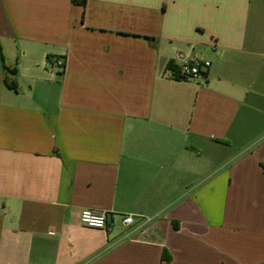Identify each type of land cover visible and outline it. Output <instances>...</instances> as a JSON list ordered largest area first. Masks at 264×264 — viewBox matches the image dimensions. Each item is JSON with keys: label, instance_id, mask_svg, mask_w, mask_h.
Listing matches in <instances>:
<instances>
[{"label": "crops", "instance_id": "0c3cea01", "mask_svg": "<svg viewBox=\"0 0 264 264\" xmlns=\"http://www.w3.org/2000/svg\"><path fill=\"white\" fill-rule=\"evenodd\" d=\"M0 264H264V0H0Z\"/></svg>", "mask_w": 264, "mask_h": 264}, {"label": "built area", "instance_id": "2783aa9c", "mask_svg": "<svg viewBox=\"0 0 264 264\" xmlns=\"http://www.w3.org/2000/svg\"><path fill=\"white\" fill-rule=\"evenodd\" d=\"M54 64L61 69L66 67L65 61L62 59L55 60ZM210 66V61L201 59H196L193 61H182L178 66V70L173 72L172 78L203 80L207 77ZM80 222L82 225L89 228L108 231L112 230V226L108 222L107 212H94L92 210L86 209L80 214ZM134 222L135 218L132 214L126 215L123 218L124 226H131L134 224Z\"/></svg>", "mask_w": 264, "mask_h": 264}, {"label": "trees", "instance_id": "16d2710c", "mask_svg": "<svg viewBox=\"0 0 264 264\" xmlns=\"http://www.w3.org/2000/svg\"><path fill=\"white\" fill-rule=\"evenodd\" d=\"M87 1L88 0H72L73 4L75 5H80V6H83L85 7L87 5ZM170 68H172L174 71L178 70V67H174L173 64L170 65ZM13 74V73H12ZM6 84L8 86H10V88H13V89H16V85L14 84V82H9L7 79H6Z\"/></svg>", "mask_w": 264, "mask_h": 264}, {"label": "rangeland", "instance_id": "374dc122", "mask_svg": "<svg viewBox=\"0 0 264 264\" xmlns=\"http://www.w3.org/2000/svg\"><path fill=\"white\" fill-rule=\"evenodd\" d=\"M2 39V38H1Z\"/></svg>", "mask_w": 264, "mask_h": 264}]
</instances>
